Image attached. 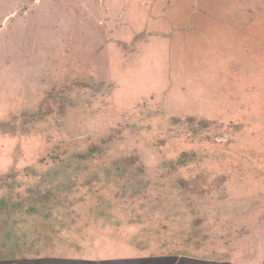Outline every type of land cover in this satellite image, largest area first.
<instances>
[{"label": "rangeland", "instance_id": "obj_1", "mask_svg": "<svg viewBox=\"0 0 264 264\" xmlns=\"http://www.w3.org/2000/svg\"><path fill=\"white\" fill-rule=\"evenodd\" d=\"M0 264H264V0H0Z\"/></svg>", "mask_w": 264, "mask_h": 264}]
</instances>
